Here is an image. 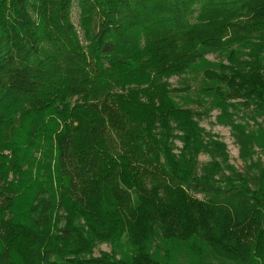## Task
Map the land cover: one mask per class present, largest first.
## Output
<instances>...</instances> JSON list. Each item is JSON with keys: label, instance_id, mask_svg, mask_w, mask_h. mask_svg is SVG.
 I'll return each mask as SVG.
<instances>
[{"label": "trees", "instance_id": "trees-1", "mask_svg": "<svg viewBox=\"0 0 264 264\" xmlns=\"http://www.w3.org/2000/svg\"><path fill=\"white\" fill-rule=\"evenodd\" d=\"M192 99L264 154V0H0V264H264V162Z\"/></svg>", "mask_w": 264, "mask_h": 264}, {"label": "rangeland", "instance_id": "rangeland-1", "mask_svg": "<svg viewBox=\"0 0 264 264\" xmlns=\"http://www.w3.org/2000/svg\"><path fill=\"white\" fill-rule=\"evenodd\" d=\"M71 22L76 26L77 32L79 37L81 38V32L77 27V12L76 8L73 7L71 10ZM210 61H215L216 58L213 56L208 57ZM171 88L174 90L173 94L176 96V100L178 97H182L185 95V88L190 87L192 89L193 83L188 80L184 79H176L173 78L169 81ZM189 88V91H190ZM188 91V92H189ZM187 95V94H186ZM193 98V96H191ZM179 100V99H178ZM193 101V102H192ZM192 101H186L182 103V106L185 108L191 109L195 113V119L199 126L204 130V135L206 138H213L217 141L223 143L226 147V153L228 155V163L231 165L235 170L240 173H249L246 169V165L250 162L261 163L264 162V154L255 149L254 154L250 161L244 163L239 158V147L235 141L232 131L227 125H221L217 123L216 118L219 115L217 110H209L208 106L204 105L201 106L200 103H197L196 100L192 99ZM233 120L236 124L245 125L248 130H254L256 128L255 124H253V118H251L250 111L244 109L242 107H237V111L234 113ZM259 121V120H258ZM181 145L179 142L174 143V153H177L180 149ZM209 161V158L206 155H200L198 157V164L199 166L206 164ZM197 199H203L201 195L196 196ZM110 245L108 244H101L97 245L93 251V256H98L101 252H109Z\"/></svg>", "mask_w": 264, "mask_h": 264}]
</instances>
